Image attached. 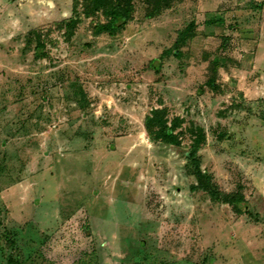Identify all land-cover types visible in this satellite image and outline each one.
<instances>
[{"label": "rangeland", "instance_id": "obj_1", "mask_svg": "<svg viewBox=\"0 0 264 264\" xmlns=\"http://www.w3.org/2000/svg\"><path fill=\"white\" fill-rule=\"evenodd\" d=\"M117 1L0 0V264H264V0Z\"/></svg>", "mask_w": 264, "mask_h": 264}, {"label": "trees", "instance_id": "obj_2", "mask_svg": "<svg viewBox=\"0 0 264 264\" xmlns=\"http://www.w3.org/2000/svg\"><path fill=\"white\" fill-rule=\"evenodd\" d=\"M106 2V0H102V2H97V5H102ZM132 0H118L116 3L115 8L113 9L112 13L110 14V22L108 25L103 29L107 33H115L117 31L122 30L130 20V13L132 11L131 6ZM166 2V0H164ZM148 122V121H147ZM151 124L153 123L150 122ZM149 123V125H150ZM149 125H147V132L152 135V131L150 130ZM173 127H167L162 125L160 127L159 132L157 133L158 138L163 142L169 145H178L175 136L172 134Z\"/></svg>", "mask_w": 264, "mask_h": 264}]
</instances>
